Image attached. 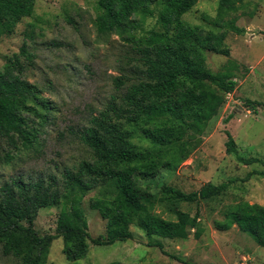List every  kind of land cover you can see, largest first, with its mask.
Listing matches in <instances>:
<instances>
[{"label": "trees", "instance_id": "obj_1", "mask_svg": "<svg viewBox=\"0 0 264 264\" xmlns=\"http://www.w3.org/2000/svg\"><path fill=\"white\" fill-rule=\"evenodd\" d=\"M198 0H96L94 19L98 39L115 34L120 38L118 74L113 77L114 93L104 106L90 113L85 125L72 129L86 149V157L60 174L54 172L33 178L16 175L0 183V246L2 254L18 264H48L49 247L61 237L66 262L77 264L88 252V240L96 245H112L132 237L134 223L146 236L187 239L194 230L200 233L198 210L193 215L175 209V219L153 212L151 179L163 170L174 171L200 144L208 123L217 116L223 94L234 89L233 78L239 65L232 60L220 71L207 64V52L229 56L219 29L237 34L244 29L225 14L236 11L243 0H218L215 16L202 15L211 29L191 25L181 17ZM35 0H0V34L13 31L15 24L34 11ZM149 18L155 26L146 28ZM35 55L24 44L0 68V140L13 148L32 149L40 144L42 128L50 117V103L41 89L22 77L23 62L32 64ZM245 106L255 110L260 102L246 99ZM228 115L224 122H228ZM225 153L234 154L244 165L264 161L237 154L235 140L224 131ZM14 158L4 154L5 164ZM250 174L264 176L261 171ZM1 176V175H0ZM235 182H208L196 191L171 185L160 187V200L166 203H198L219 196ZM88 207L105 221V234L90 239L83 211ZM55 207V234L39 235L34 222L41 208ZM229 229L237 224L264 247V206L239 201L228 213ZM169 257L162 244L153 243ZM106 264H118L109 262Z\"/></svg>", "mask_w": 264, "mask_h": 264}, {"label": "rangeland", "instance_id": "obj_2", "mask_svg": "<svg viewBox=\"0 0 264 264\" xmlns=\"http://www.w3.org/2000/svg\"><path fill=\"white\" fill-rule=\"evenodd\" d=\"M218 0H198L182 19L204 29L211 27L202 15L215 16ZM34 11L16 23L10 33L0 34V68L22 44L35 57L32 64L23 62L22 77L42 91L50 103V117L39 136L36 148L20 149L0 140V183L16 175L38 176L54 172L60 174L65 166L84 159L86 149L72 129L85 125L90 113L101 109L114 93L113 77L118 74L121 56L120 38L115 34L98 39L94 19L98 14L96 0H35ZM235 19V25L244 29L237 34L219 29L222 43L230 55L207 52V64L212 71H220L229 60L239 65L233 78L234 89L223 94V103L208 123L207 133L190 156L174 171L163 170L151 179L153 212L166 219H175V209L189 212L198 210V237L194 230L187 239H168L156 235L146 236L136 223L130 226L132 237L112 245H96L88 240V252L77 264H183L158 246L186 261L187 264H264V247L256 243L237 224L219 229L228 220V213L241 200L264 206V176L250 174L261 171V163L244 165L234 154H226L224 142L228 130L235 140L236 151L243 157H256L264 161V0H243L236 11L225 14L224 20ZM155 26L149 18L145 27ZM257 101L255 110L244 101ZM231 115L228 122L224 119ZM11 151L14 158L4 162V154ZM235 179L219 196L198 203L160 200L163 184L184 191H196L211 182L220 184ZM88 193L83 200V211L88 223L90 239L105 234V221L97 211L88 207ZM58 209L41 208L34 222L39 235L55 234ZM61 237L52 240L47 254L48 264L66 262ZM0 264H18L12 256L2 254Z\"/></svg>", "mask_w": 264, "mask_h": 264}]
</instances>
